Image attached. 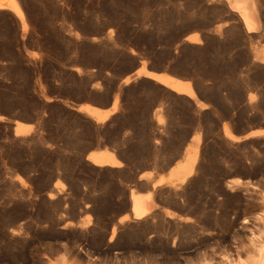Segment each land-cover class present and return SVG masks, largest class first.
Segmentation results:
<instances>
[{"label":"rangeland","instance_id":"obj_1","mask_svg":"<svg viewBox=\"0 0 264 264\" xmlns=\"http://www.w3.org/2000/svg\"><path fill=\"white\" fill-rule=\"evenodd\" d=\"M255 3L256 34L225 0H16L20 19L0 10V264L249 259L252 234L264 240V137L236 143L223 129L264 128ZM140 63L190 81L205 106L147 78L123 85ZM114 99L104 123L79 111ZM14 122L34 128L17 137ZM188 146L186 183L152 191L155 211L119 225L127 193L151 191L140 175L167 174ZM103 149L119 167L88 160Z\"/></svg>","mask_w":264,"mask_h":264},{"label":"bare ground","instance_id":"obj_2","mask_svg":"<svg viewBox=\"0 0 264 264\" xmlns=\"http://www.w3.org/2000/svg\"><path fill=\"white\" fill-rule=\"evenodd\" d=\"M225 3L228 9L238 16L241 21L244 30L247 34H256L261 30V24L259 20L258 5H256L255 0H225ZM0 10H11L14 12L17 18H21V12L16 5V0H0ZM198 34H192L187 36L185 39L189 43H198ZM138 78H147L155 82L156 84L162 85L163 87L169 89L170 91L178 94L184 95L191 101H194L195 105L202 109L205 104L197 100L194 91L192 89V84L190 81L175 78L171 75L165 73H155L148 71L144 63H140L138 69L135 73L122 81L123 85H128L132 81H135ZM118 106V100L114 99L111 103V106L107 110H101L91 105H84L79 108L80 112L85 113L88 117L94 120L96 123H104ZM14 135L17 137L27 136L32 130L33 126L28 124H23L19 122H14ZM224 135L231 142H241L250 138L264 137V128L251 131L250 133L242 136L233 135L227 127L223 129ZM199 138L197 137L196 143L198 144ZM101 150V149H100ZM88 160L97 167H119L120 162L117 160L116 155L110 152L109 150L93 152L88 156ZM197 161V151H190L189 146L186 147L184 155L181 161L175 163L171 168H168V172L165 175H159L156 179L153 180L152 173H143L140 175L139 180L146 179L151 181V191H148L144 194L135 193L129 191L128 202L129 212L122 216L117 222L119 225L124 224L129 221H137L147 218L153 213L156 209V205L153 202V193L152 191L156 190L162 186L175 187L177 185H183L186 181L192 176L193 169ZM18 181H21V178H17ZM240 183V180L237 181ZM237 184V183H235ZM56 185L59 183L56 182ZM52 194H49V197H52ZM164 210V209H163ZM167 217L175 216L172 212L165 210L163 211ZM115 231V226H113L111 231V236H113ZM261 237V236H260ZM259 236L252 234V237L249 240L250 257L247 261L242 259L235 261L232 264H264V240H261ZM262 238V237H261ZM231 264V263H230Z\"/></svg>","mask_w":264,"mask_h":264},{"label":"water","instance_id":"obj_3","mask_svg":"<svg viewBox=\"0 0 264 264\" xmlns=\"http://www.w3.org/2000/svg\"><path fill=\"white\" fill-rule=\"evenodd\" d=\"M14 125H11V126H9V128H10V130H11V132L12 133H14ZM129 197V192L127 193V198ZM129 209H130V207H129V204H128V207H127V211L129 212Z\"/></svg>","mask_w":264,"mask_h":264}]
</instances>
